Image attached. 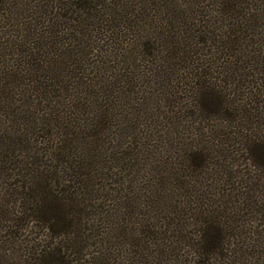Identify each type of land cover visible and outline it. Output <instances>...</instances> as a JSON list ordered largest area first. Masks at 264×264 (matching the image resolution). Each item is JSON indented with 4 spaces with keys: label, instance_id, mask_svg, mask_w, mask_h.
Here are the masks:
<instances>
[{
    "label": "trees",
    "instance_id": "obj_1",
    "mask_svg": "<svg viewBox=\"0 0 264 264\" xmlns=\"http://www.w3.org/2000/svg\"><path fill=\"white\" fill-rule=\"evenodd\" d=\"M170 100L184 101L197 143L144 169L136 134L158 118L152 130L166 132ZM214 118L247 136L264 182V0H0V234L11 242L19 222L44 232L19 250L22 264H118L120 240L133 264H264L243 246L240 208L200 184ZM261 188L260 205L245 193L246 210L253 200L263 213ZM177 194L181 216L162 212Z\"/></svg>",
    "mask_w": 264,
    "mask_h": 264
},
{
    "label": "rangeland",
    "instance_id": "obj_2",
    "mask_svg": "<svg viewBox=\"0 0 264 264\" xmlns=\"http://www.w3.org/2000/svg\"><path fill=\"white\" fill-rule=\"evenodd\" d=\"M184 98V94L180 95V99ZM176 103H172V100L165 102H161V117L162 120L166 119L167 123H163L162 130H165L166 132H161V134H157L156 130L153 131L152 129H160L157 127L159 124L160 119L158 120H143L145 121L143 124V127L140 128V130L137 132V143L143 146L145 143L147 145V152L148 154L145 155L147 160L149 158L152 162L146 160L142 161V168L144 169H153L155 165H157L154 158H160L163 160H167V162H174V161H182L181 157V151H183L184 147L187 145H194L196 144L198 139L193 138L195 135L194 130H191L190 125L194 126L193 124H190L193 122V120L189 119V115L187 110H184L182 107L184 104L183 100H175ZM182 107V109H181ZM177 116L179 120V127L175 128L174 120H172L173 117ZM171 119V120H170ZM264 119V118H263ZM154 121V122H152ZM125 122V121H124ZM154 123V124H153ZM211 123V122H210ZM209 123V124H210ZM213 123V122H212ZM219 123L223 125V127H220ZM264 124V120L262 121ZM208 124V125H209ZM124 124H121L122 129ZM188 126V127H187ZM206 126V124H205ZM264 130V125L263 128ZM179 131L180 133L176 132ZM160 131V130H159ZM128 135L130 136L131 132L126 131ZM125 132V133H126ZM150 132V133H149ZM234 130L230 129L229 127L224 128L223 122H221L220 119L214 118V142L209 140H205L207 142V145H213L214 144V153L211 155V158H214L212 161L213 165H210V169L208 170L207 174L208 176L205 177V181H200L203 185V187H207L210 185H214V202H217L218 206L221 208L228 207L229 209H235V207H239L240 212L239 214L241 217L238 219L239 224H237L238 232H241L242 236L245 237L244 245L247 247V249H251L250 252H253V255H257V252L261 253L259 254V260L264 262V206L260 208L263 213H257L254 210L251 203L255 202L253 200L251 203H248L249 208L248 210L245 209V202L244 198L245 193H248V195H251L252 199L257 201V204L260 205L262 198V188L261 185L264 183L263 181L258 182L257 176L258 174L255 172H252L251 170V164L249 162V156L245 152L244 143L248 140H246L247 136H244L240 138L238 134L233 133ZM261 130L257 131L256 133H260ZM178 133V134H177ZM150 134V137L143 140L144 135ZM248 135V134H247ZM264 136V135H263ZM170 143H178L179 146L170 147ZM152 147H151V146ZM186 145V146H185ZM249 146V145H248ZM246 146V148L248 147ZM138 148V144L134 146ZM123 149V148H122ZM196 149L197 146H196ZM136 151H134L133 159L135 158ZM150 154L153 156L150 157ZM144 158V157H142ZM153 158V159H152ZM210 158V157H209ZM178 161V162H179ZM210 161V160H209ZM149 163H155L153 166L149 167ZM166 163V161H165ZM163 164L161 166L162 169H168L167 164ZM144 165V166H143ZM133 169L140 168V165L137 166L132 162ZM149 167V168H148ZM178 169H182L181 166L177 167ZM144 172V171H143ZM166 176L165 174H162ZM231 179V180H230ZM150 182L152 185L155 186V184H158L159 182L154 177V180L150 179ZM165 182V183H164ZM162 184H165L166 187L169 185H175L173 180L166 179L162 181ZM193 184V183H191ZM5 188V187H4ZM223 189V192L222 190ZM2 190V189H1ZM1 194V192H0ZM171 193H166V195H170ZM6 198L0 196V207H5V200ZM162 200L164 201V206L162 209V212H171L172 213H179L181 216L183 205L182 202L185 201L184 196H178L176 195V200L174 198L168 200L167 197H163ZM256 203V202H255ZM173 207V209H172ZM16 208V207H15ZM162 208V207H161ZM106 210V209H105ZM120 212V213H119ZM228 212V211H227ZM124 213L122 210H119L116 212V215L118 214L117 223L119 225H124V222L121 223V220L124 221V216L122 215ZM121 218V219H120ZM4 226L6 225L4 222H1ZM18 224V226L15 227V225ZM11 226V242L8 241V236H4L3 234H0V264H22L21 257L18 255L20 254L19 250L22 248H25V243L29 245V243H39L40 239H43L44 232L37 229L35 225L33 224H26L21 225V223H15V224H9ZM123 227V226H122ZM17 230V232H16ZM231 232V231H230ZM233 232V231H232ZM231 232V233H232ZM236 232V231H235ZM130 237V236H129ZM128 240V239H127ZM4 241H8V243H5ZM22 243V246L19 247V244ZM130 245V246H129ZM19 247V248H18ZM114 250V259L118 262V264H133L132 259L136 257L137 255L134 254L135 249L131 247L130 242L128 245L126 242H121L119 245L117 244L115 247L113 246ZM18 253H17V252ZM142 251V250H141ZM112 252V251H111ZM189 253V252H188ZM22 256V254H21ZM153 256V255H152ZM262 257V258H260ZM149 264H152L149 262Z\"/></svg>",
    "mask_w": 264,
    "mask_h": 264
}]
</instances>
